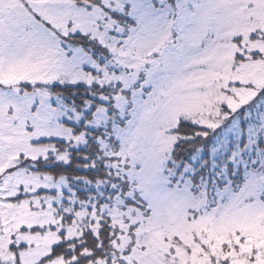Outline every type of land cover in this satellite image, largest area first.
Segmentation results:
<instances>
[{"label": "snow or ice", "instance_id": "1", "mask_svg": "<svg viewBox=\"0 0 264 264\" xmlns=\"http://www.w3.org/2000/svg\"><path fill=\"white\" fill-rule=\"evenodd\" d=\"M0 264H264V0H0Z\"/></svg>", "mask_w": 264, "mask_h": 264}]
</instances>
